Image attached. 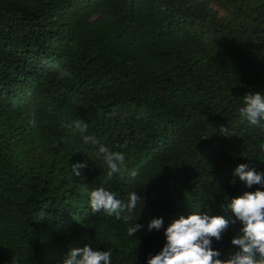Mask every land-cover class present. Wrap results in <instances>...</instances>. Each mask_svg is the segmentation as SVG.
I'll return each mask as SVG.
<instances>
[{
	"label": "trees",
	"instance_id": "trees-1",
	"mask_svg": "<svg viewBox=\"0 0 264 264\" xmlns=\"http://www.w3.org/2000/svg\"><path fill=\"white\" fill-rule=\"evenodd\" d=\"M253 91L264 94V0H0V264H61L85 243L111 249L112 264H147L179 216L234 219L221 203L264 190L233 175L242 163L264 172V131L238 114ZM76 120L127 169L108 175L64 127ZM74 162L87 165L79 177ZM84 185L136 191L144 227L130 237L93 214ZM239 230L213 241L221 258Z\"/></svg>",
	"mask_w": 264,
	"mask_h": 264
},
{
	"label": "clouds",
	"instance_id": "clouds-1",
	"mask_svg": "<svg viewBox=\"0 0 264 264\" xmlns=\"http://www.w3.org/2000/svg\"><path fill=\"white\" fill-rule=\"evenodd\" d=\"M68 69L58 70L57 79H71ZM239 117L248 125L264 131V94L248 92L243 96V106L238 109ZM122 119H127L124 114ZM35 123V121H32ZM71 130L73 127L80 132V139L84 144L97 148L108 175L126 170L125 156L101 143L93 134L87 132V125L76 120L64 125ZM220 133L225 136L235 135L227 127H221ZM118 147V146H117ZM264 149V145H261ZM87 165L74 162L69 167L72 173L79 177L81 169ZM135 177L136 172L132 171ZM234 177H238L248 188L253 185H264V172L256 171L248 164H238L233 170ZM235 183V180L231 181ZM86 192L88 204L93 214L102 213L107 217H115L127 226V235L132 237L144 226L135 223L141 209L144 207V198L136 191L127 193L126 199H121L116 191L100 186ZM225 210H231L234 219H225L220 215H210L207 211H194L187 217L181 215L164 228V244L162 248L150 255L147 264H264V190L257 188L254 191H244L242 194L228 198L227 203H221ZM139 212L137 213V209ZM230 222L240 224V234L231 238L234 251L221 258V252L212 245L213 241H220ZM163 219L155 217L147 224L149 231L159 230L163 226ZM61 264H112V250H96L90 243L83 247L71 249Z\"/></svg>",
	"mask_w": 264,
	"mask_h": 264
},
{
	"label": "rangeland",
	"instance_id": "rangeland-1",
	"mask_svg": "<svg viewBox=\"0 0 264 264\" xmlns=\"http://www.w3.org/2000/svg\"><path fill=\"white\" fill-rule=\"evenodd\" d=\"M208 6L213 9L216 13V15L220 18H224L227 15V11L224 10L223 8H220L219 6H217L216 4H214L213 2H210L208 4Z\"/></svg>",
	"mask_w": 264,
	"mask_h": 264
}]
</instances>
